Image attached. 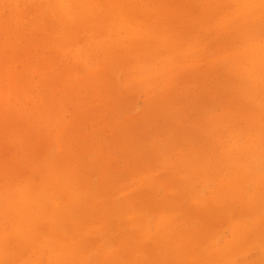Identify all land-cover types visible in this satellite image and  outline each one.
I'll use <instances>...</instances> for the list:
<instances>
[{
  "label": "rangeland",
  "instance_id": "374dc122",
  "mask_svg": "<svg viewBox=\"0 0 264 264\" xmlns=\"http://www.w3.org/2000/svg\"><path fill=\"white\" fill-rule=\"evenodd\" d=\"M0 264H264V0H0Z\"/></svg>",
  "mask_w": 264,
  "mask_h": 264
}]
</instances>
